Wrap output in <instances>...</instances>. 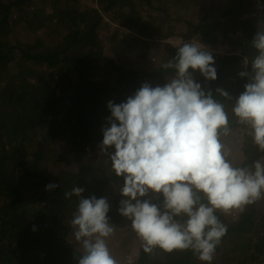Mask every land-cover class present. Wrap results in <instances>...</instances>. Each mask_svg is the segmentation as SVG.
<instances>
[{"label": "trees", "instance_id": "16d2710c", "mask_svg": "<svg viewBox=\"0 0 264 264\" xmlns=\"http://www.w3.org/2000/svg\"><path fill=\"white\" fill-rule=\"evenodd\" d=\"M252 9V0H0V264H78L84 250L70 222L79 197L64 195L75 186L84 198H107L109 250L134 255L119 264H204L191 250L162 249L164 260L158 247L144 250L119 212L124 180L100 150L102 128L109 101L126 102L144 83L164 86L175 70L163 64L195 39L214 56L216 80L192 74L228 114L226 157L233 167L264 159L232 112L250 82L239 73L251 74L258 54L251 40L264 30V10L247 15ZM49 183L59 187L49 192ZM142 199L164 211L162 194ZM216 215L227 233L212 264H264V198Z\"/></svg>", "mask_w": 264, "mask_h": 264}, {"label": "clouds", "instance_id": "9594fccd", "mask_svg": "<svg viewBox=\"0 0 264 264\" xmlns=\"http://www.w3.org/2000/svg\"><path fill=\"white\" fill-rule=\"evenodd\" d=\"M251 45L258 54L251 61V74L239 73L250 82L232 112L251 128L254 144L264 152V30L258 28ZM214 64L213 54L200 41L179 45L175 56L163 64L175 70L168 83L162 87L144 83L126 102H108L111 115L100 145L115 174L124 180L120 191L126 199L119 212L131 220L144 250H191L204 264H212L227 233L217 210L227 214L264 198V159L250 167H233L220 142L221 130L229 131L224 105L193 78L192 73L199 71L206 80H216ZM217 91L229 97L226 91ZM58 187L49 183L46 190ZM84 191L75 186L64 194L79 197L70 222L84 250L78 264H119L107 243L114 232L110 204L104 197L84 198ZM150 191L163 195L164 211L142 199ZM181 215L187 217L185 224L175 220Z\"/></svg>", "mask_w": 264, "mask_h": 264}, {"label": "rangeland", "instance_id": "374dc122", "mask_svg": "<svg viewBox=\"0 0 264 264\" xmlns=\"http://www.w3.org/2000/svg\"><path fill=\"white\" fill-rule=\"evenodd\" d=\"M252 4H253V9L250 10L247 15L252 16V15H255V13H257V12L264 10V0H252ZM168 39H169V41H171L174 44H179L181 42V39L176 38L175 36H170V37H168ZM222 151H223V154H225L227 156L229 154L230 147L225 146V147H223ZM127 221H131V220L129 219ZM131 250L132 249H128V247H127V251L123 255H122V252L118 249H112V252L116 255V260L118 262H121L124 259H126V261L128 263H130L129 257L130 258L132 257L134 259V255H133V252H131ZM161 251H162V249H159V248H157L154 251V254L156 253V255H157V257H156L157 260H164V258H165L164 254H162Z\"/></svg>", "mask_w": 264, "mask_h": 264}]
</instances>
